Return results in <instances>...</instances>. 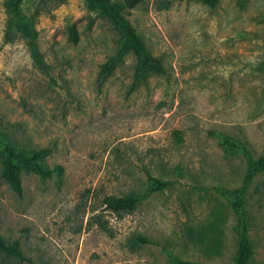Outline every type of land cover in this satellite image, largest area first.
I'll list each match as a JSON object with an SVG mask.
<instances>
[{
  "label": "rangeland",
  "instance_id": "374dc122",
  "mask_svg": "<svg viewBox=\"0 0 264 264\" xmlns=\"http://www.w3.org/2000/svg\"><path fill=\"white\" fill-rule=\"evenodd\" d=\"M4 1L0 131L21 148L50 146L48 165L61 164L64 173L41 179L23 172L20 195L0 177V234L19 239L24 255L0 252V264H171L170 256L233 264L238 235L227 190L241 186L246 165L218 133L254 156L264 151V0L216 7L142 0L129 9L126 17L165 69L132 93V52L99 82L120 37L84 0H44L36 19L54 81L32 64L21 37L6 38ZM37 1L25 0L24 11ZM69 21L77 43L68 40ZM148 174L171 184L148 192ZM109 195L140 202L115 213L103 203ZM243 200L249 264H264V173ZM138 235L149 243H135Z\"/></svg>",
  "mask_w": 264,
  "mask_h": 264
},
{
  "label": "trees",
  "instance_id": "16d2710c",
  "mask_svg": "<svg viewBox=\"0 0 264 264\" xmlns=\"http://www.w3.org/2000/svg\"><path fill=\"white\" fill-rule=\"evenodd\" d=\"M142 0H84L88 11L106 18L119 34V47L105 63L101 65L99 72V82L104 81L109 76L116 65L121 61L127 52H132L136 62L134 66L132 81L127 93H132L141 85L147 83L150 74H164L165 69L158 57L149 53L146 45L136 33L126 14L129 9L134 8ZM210 7H216L220 0H195ZM25 0H5L4 8L6 12L5 36L11 40L14 35L22 38L28 48L32 64L51 81H54L53 69L49 64L38 44V30L36 19L40 14L44 0H38L32 13H26L23 9ZM93 18L89 19L87 28H91ZM68 40L77 43L79 33L74 22L66 23ZM259 68L264 71V60L259 64ZM179 133V132H177ZM224 149L235 155H240L246 165V172L240 187L227 190L232 197V206L236 214V231L238 235V248L233 264H249L252 247L248 236V218L244 208L243 196L252 179L259 173H264V151L259 156H254L250 148L243 142L232 138L225 133H218ZM50 146L21 148L14 145L6 138L3 131H0V177L18 195L22 193V173H34L41 179L52 178L54 175L61 176L64 167L61 164L48 165L47 158L52 153ZM148 192L160 191L171 184L168 180H161L148 174ZM140 198L134 195L116 197L105 196L103 203L108 210L115 213L128 211L136 208ZM133 241L137 244L149 243L145 236H136ZM0 252L5 256L15 257L24 260V255L20 249L19 239L6 241L0 234ZM171 264H203L190 260H182L170 256Z\"/></svg>",
  "mask_w": 264,
  "mask_h": 264
}]
</instances>
